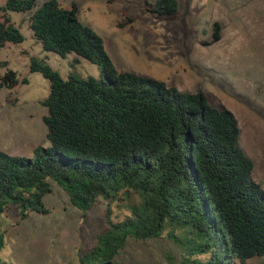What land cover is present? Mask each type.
I'll return each instance as SVG.
<instances>
[{
  "label": "trees",
  "instance_id": "1",
  "mask_svg": "<svg viewBox=\"0 0 264 264\" xmlns=\"http://www.w3.org/2000/svg\"><path fill=\"white\" fill-rule=\"evenodd\" d=\"M37 2L0 0V50L23 42L8 13H31L29 29L43 52L84 59L101 77L64 79L43 60L31 59L30 72L49 82L41 103L49 147L37 146L31 158L0 152V215L10 209L20 221L48 215L43 198L54 183L83 216L100 202L107 206V226L91 250L79 251L78 264H124L117 257L129 240L164 234L180 252L178 264H245L264 256V191L251 179L254 164L239 146L234 115L201 91L180 92L118 72L102 38L80 22L75 4ZM146 6L164 18L178 10L176 0ZM219 39L215 23L210 42ZM0 68V90H12L17 74L5 61ZM113 204L126 211L117 221ZM3 247L0 234V253ZM0 264L11 263L0 257Z\"/></svg>",
  "mask_w": 264,
  "mask_h": 264
},
{
  "label": "rangeland",
  "instance_id": "2",
  "mask_svg": "<svg viewBox=\"0 0 264 264\" xmlns=\"http://www.w3.org/2000/svg\"><path fill=\"white\" fill-rule=\"evenodd\" d=\"M46 1L38 0L37 6ZM56 1L64 8L75 4L80 22L102 38L118 72L150 77L180 92L201 91L209 103L229 110L240 128L239 146L254 164L251 179L264 191V0H176L177 13L170 18L146 10V3L155 0ZM8 15L23 42L0 50V61L18 77L12 90H0V152L31 158L37 146L49 147L43 124L47 111L41 105L49 82L30 72L31 59L43 60L64 79L70 74L99 79L101 73L74 55L62 59L43 52L29 29L31 13ZM215 23L220 39L212 44ZM51 186L43 198L48 215L30 214L24 221L13 209L0 215L2 260L78 264L79 251L93 248L107 226L106 204L100 202L83 216L56 184ZM117 205L111 206L113 221L126 214ZM167 254L175 257L173 262ZM117 259L124 264H178L180 252L164 234L154 241L129 240ZM245 264H264V256Z\"/></svg>",
  "mask_w": 264,
  "mask_h": 264
}]
</instances>
